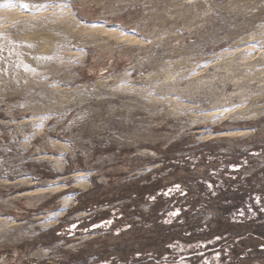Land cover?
Segmentation results:
<instances>
[{"label": "rangeland", "instance_id": "rangeland-1", "mask_svg": "<svg viewBox=\"0 0 264 264\" xmlns=\"http://www.w3.org/2000/svg\"><path fill=\"white\" fill-rule=\"evenodd\" d=\"M211 176L264 185V0H0V264H155Z\"/></svg>", "mask_w": 264, "mask_h": 264}, {"label": "trees", "instance_id": "trees-1", "mask_svg": "<svg viewBox=\"0 0 264 264\" xmlns=\"http://www.w3.org/2000/svg\"><path fill=\"white\" fill-rule=\"evenodd\" d=\"M230 179L233 180L234 177L231 176ZM199 185L200 195L206 201H220L224 198L221 214L228 227L223 232H218L220 228L217 226L198 229L192 238L186 237L183 240L171 238L164 243L165 252L159 258L155 259L157 256L151 253L144 262L154 260L155 264H223L227 261V255L243 260L252 252H264V185L260 191H251L244 180L227 182L218 176L200 180ZM149 188L154 195L158 194L159 190L155 185L149 184ZM173 189L175 188L166 189V193L160 197L170 199ZM181 209V212L187 211V208ZM181 214L176 217L177 220H184ZM175 220L173 215H166L167 224H172ZM134 257L139 259L143 255L135 254Z\"/></svg>", "mask_w": 264, "mask_h": 264}, {"label": "bare ground", "instance_id": "bare-ground-1", "mask_svg": "<svg viewBox=\"0 0 264 264\" xmlns=\"http://www.w3.org/2000/svg\"><path fill=\"white\" fill-rule=\"evenodd\" d=\"M117 40H118V39H117ZM21 41H22V43H26V44L28 43V42H27V41H28L27 38H24V39H22ZM34 44H35V43H29V44H28V45H30V46H28V50H29L30 53H33L34 51L37 52L38 49H39V45H36V46L34 47Z\"/></svg>", "mask_w": 264, "mask_h": 264}, {"label": "snow or ice", "instance_id": "snow-or-ice-1", "mask_svg": "<svg viewBox=\"0 0 264 264\" xmlns=\"http://www.w3.org/2000/svg\"><path fill=\"white\" fill-rule=\"evenodd\" d=\"M20 7L24 8V9H27V8L29 7V5L26 4V3H22V4L20 5ZM175 187H176V190H179V185H176ZM171 190H172V189H169V191H171ZM153 199H155V197H153Z\"/></svg>", "mask_w": 264, "mask_h": 264}, {"label": "flooded vegetation", "instance_id": "flooded-vegetation-1", "mask_svg": "<svg viewBox=\"0 0 264 264\" xmlns=\"http://www.w3.org/2000/svg\"><path fill=\"white\" fill-rule=\"evenodd\" d=\"M98 224L101 225V223H98ZM98 224H97V225H98ZM97 225H96V226H97ZM94 227H95V225H94V226H91L90 228H93V229H94Z\"/></svg>", "mask_w": 264, "mask_h": 264}]
</instances>
